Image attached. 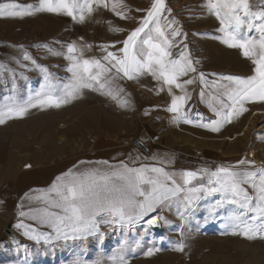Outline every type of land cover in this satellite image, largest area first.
Listing matches in <instances>:
<instances>
[{
	"label": "rangeland",
	"instance_id": "rangeland-1",
	"mask_svg": "<svg viewBox=\"0 0 264 264\" xmlns=\"http://www.w3.org/2000/svg\"><path fill=\"white\" fill-rule=\"evenodd\" d=\"M206 3L207 0H166L171 10L168 18L178 21L181 32L187 36L182 44L171 49L172 57H178L186 45L192 59L199 61L196 65L198 71L205 73L210 82L221 75L250 77L254 74V66L243 56L242 50L229 48L214 39L222 33L218 19L208 12ZM249 4L252 10H257V6H264V0H249ZM252 34L242 29L240 35ZM34 40L31 37L28 43H34ZM14 46L4 55V65L13 72L0 74V106L10 97L17 103H24L30 95H35L44 83L41 68L47 69L54 83H67L71 78V73L67 71L70 62L65 58L68 45L35 43ZM77 47L83 50L84 58H95L88 47ZM53 52L59 54L54 55ZM25 53L36 61L35 65L23 59ZM139 77L148 79L150 89L136 88L115 73H107L103 78L109 82V87L123 90L120 96L128 101L126 108H136L132 117L115 113L119 106L117 100L100 91L84 89L76 99L60 107L31 108L21 118H7L0 123V264H70L76 255L85 260L100 257L104 264H111L108 258L125 245V241L129 264H264V239L250 240L231 234L234 230L239 231L234 229L232 216L240 215L242 220H251L253 213L245 215L244 209L230 203L217 206L216 202L222 199L220 193L208 195L201 192L200 199L192 207L179 210L180 217L165 225L160 233L150 232L140 224L131 228L113 225L101 227L104 234L102 241L89 237L86 241L53 240L46 243L41 240L38 243L28 239L23 234V228L15 226L23 223L38 232L51 231L19 216V211H28L30 207L24 200L25 194L47 190L58 176L80 166L83 153L86 154L87 149L92 150L94 146L91 142L88 148L89 141L103 142L107 161L115 164L127 160V154L118 148L128 147L122 138L135 142V136L147 141L148 155L167 150L185 161L204 151L211 152L214 147L221 148L222 151L218 152L224 157L235 160L239 159L238 154L248 149L246 155L254 160L252 155L257 156L264 147V102L245 103L247 111L218 132L193 129L182 121L170 124L168 117L174 114L166 110L172 99L169 98L167 85L148 73ZM187 78L182 77L181 82ZM217 83L219 89L212 88L211 83L203 89V101L199 95L202 85L198 79L187 86L191 99L183 111L189 120L197 111L202 114L201 123L217 118L208 108L206 100L209 94H216L229 82L217 80ZM130 89L136 94V99L129 93ZM175 91V95L182 94ZM193 95L196 97L192 98ZM138 105L142 114L137 110ZM146 109L148 112H145ZM152 110L154 114L149 116ZM92 157L95 156L91 153ZM207 169L214 171L215 164L211 163ZM206 185L205 176L200 187ZM248 190L251 194L252 189ZM21 202L23 208L20 207ZM214 207L215 211H210ZM180 213L185 218L182 219ZM19 218L22 220L19 221ZM180 243L185 246L183 252L175 250ZM150 248L160 250L146 255Z\"/></svg>",
	"mask_w": 264,
	"mask_h": 264
},
{
	"label": "snow or ice",
	"instance_id": "snow-or-ice-1",
	"mask_svg": "<svg viewBox=\"0 0 264 264\" xmlns=\"http://www.w3.org/2000/svg\"><path fill=\"white\" fill-rule=\"evenodd\" d=\"M94 6L109 9L121 19H127L131 11L124 0H39L36 8L22 7L15 3L0 4V16L23 17L47 11L62 13L82 22L86 14L94 11ZM205 7L220 24L222 35L214 39L229 48L242 50L243 56L254 66V74L247 78L231 75L217 77L219 81L229 82L222 86L221 91L209 94L206 100L208 108L217 118L198 126L218 132L225 124L247 111L245 103L264 102V6L252 10L249 0H207ZM136 11L144 12V16L117 51L109 50L116 48L115 44L101 45L104 52L102 58H84L83 50L78 49L76 44L68 45L65 58L70 62L67 71L71 73V78L67 83H54L47 69L41 68L44 83L40 90L30 95L24 103H17L13 97L8 98V102L0 106V123L7 118H21L31 108L60 107L76 99L84 89L100 91L117 100L121 107H126L128 101L120 96L123 90H114L103 79L107 73L114 72L129 80L145 73L151 74L157 81L168 86L172 99L166 110L174 114L173 120L192 124L193 121L183 111L191 99L187 86L193 85L198 79L202 85L199 93L202 101L205 100L204 88L210 83L214 89L220 86L217 80L210 82L205 73L198 71L196 65L199 61L192 59L186 45L178 57H172L171 49L182 44L187 36L181 32L178 21L168 18L171 10L166 0H153L148 9ZM242 29L254 34L241 36ZM112 30L121 31L119 28ZM85 47L90 48L91 45ZM49 52L52 49L49 48ZM23 59L36 64L27 53ZM4 72L13 70L0 64V74ZM182 77L189 78L181 82ZM174 89H179L182 94L174 95ZM152 160L159 165L171 162L157 156H153ZM138 163L139 166H135ZM175 175L162 166L140 162V157L130 156L128 162L118 164L109 161H81L80 166L58 176L47 190L25 194L24 200L30 207L28 211H19V216L46 226L50 232H38L23 223L15 226L23 228V234L38 243L41 240L46 243L53 240L86 241L89 237L102 241V226L131 228L140 223L156 225L158 219H163L156 210L165 201L183 193L180 203L184 209H188L200 199L199 194L203 192L208 195L220 193L222 199L216 202L217 206L230 203L244 209L245 215L253 213L251 220H242L240 215L230 218L235 222L234 229L239 230L232 231V235H242L250 240L264 239V167L257 168L254 160L244 157L233 165H222L214 171L200 168L195 172H183L180 174L182 183H177ZM205 176L206 186L188 187L197 177ZM249 188L252 189L251 194ZM20 207H24L23 202ZM210 211H215V207ZM180 215L182 219L185 218L183 213ZM126 244L125 241V245L108 258L111 264H129L125 255ZM184 247L180 243L175 250L183 252ZM159 250L150 248L146 255L150 256ZM70 264H104V261L100 257L85 260L81 255H76Z\"/></svg>",
	"mask_w": 264,
	"mask_h": 264
},
{
	"label": "crops",
	"instance_id": "crops-1",
	"mask_svg": "<svg viewBox=\"0 0 264 264\" xmlns=\"http://www.w3.org/2000/svg\"><path fill=\"white\" fill-rule=\"evenodd\" d=\"M153 0H124V3L128 6L131 11L128 12L127 19H121L116 16L111 10L105 9L102 7L94 6V11L91 14H86L85 19L80 22L78 20H73L71 17L64 15L62 13H49L47 11L35 12L32 15H25L23 17H8V16H0V64L4 65L5 61V52L14 49V45H34L38 43L39 45H91L89 48L92 52L91 55L97 59L102 58L104 52L101 50V45H111L115 44L116 48H110V51H117L122 46V41L126 39V37L130 34L132 30H134L141 19L144 16V12H137L136 9H148ZM15 3L22 7L32 6L36 8L39 6V0H0V4H10ZM113 28H119L121 31H113ZM31 37L35 40L34 43L30 42ZM14 47V48H13ZM114 73V72H113ZM111 73V74H113ZM144 75V74H142ZM124 81L129 83L130 85L136 88L142 89H150L149 81L146 77H136L134 79H127L125 77ZM127 83H125L127 85ZM147 83V84H145ZM160 88V87H158ZM165 89V86H163ZM175 92L179 89H174ZM131 93L132 97L135 99L137 96L131 89L128 90ZM175 95V93L173 92ZM131 97V96H126ZM196 97V95H193ZM169 98H172V95L169 94ZM115 113L119 114H127L130 117L135 114L136 108L130 107H120L116 109ZM137 110L140 114H142V109L138 105ZM148 112L146 109L145 112ZM152 111H149V116L154 114ZM170 114H172L170 112ZM201 112L197 111L193 114L190 120L193 121L190 124L191 128L201 130L202 127L198 125L201 123ZM149 116H147V120H149ZM170 124L175 123L173 117H168ZM123 119H121L122 121ZM135 140H138L143 144L144 147H148L147 141L141 139L140 137H134ZM92 145V150L87 149V153L82 156L81 161L95 162V161H107L105 156V148L103 142L100 140L89 141L87 146ZM135 144V143H134ZM121 152L126 153L127 160L129 161V157H140V162L146 163L154 166H162L169 173H175V179L177 183H182V179L180 174L187 171H197L200 168H208V165L213 163L215 164V169L219 166H230L235 164L238 160L247 157L246 151L241 152L237 156H240L239 159H228V157H224L223 154L218 152L221 150L219 147H214L213 151H204L198 155H193L186 161L184 159H179L178 155H174L172 152L163 150L159 152H153L152 155H148L142 148L135 145H130L128 147H118ZM148 149V148H147ZM213 149V148H212ZM222 151V150H221ZM93 154L95 157L90 158V154ZM225 155V154H224ZM153 156H157L163 160H170V163H165L164 165H159L157 162L152 160ZM251 160V159H250ZM117 162L119 160H116ZM121 162V161H119ZM116 163V162H114ZM130 166L131 163H130ZM135 166H139V163ZM84 167V166H82ZM202 182V177H197L192 181L191 185L188 187H200ZM19 184V183H18ZM183 198V193L179 196L175 197L172 200L165 201L164 204L160 205L157 208V212L163 218L159 219L161 223L160 230H152L149 227H145L147 230L153 233H160L164 230L165 225H168L173 220H177L179 210L184 209L183 205H179ZM151 215L155 216L156 213H152ZM167 222V223H165ZM140 225H144L140 223Z\"/></svg>",
	"mask_w": 264,
	"mask_h": 264
},
{
	"label": "bare ground",
	"instance_id": "bare-ground-1",
	"mask_svg": "<svg viewBox=\"0 0 264 264\" xmlns=\"http://www.w3.org/2000/svg\"><path fill=\"white\" fill-rule=\"evenodd\" d=\"M250 123H251V121H250ZM138 147H140V148H142L143 149V147H141L137 142L135 143ZM144 151V150H143ZM146 152V151H145ZM147 153V152H146ZM148 154V153H147ZM252 155V154H251ZM253 156V158H254V160H255V162L258 164V166H260V167H264V147L261 149V151H260V153L257 155V156H255V155H252Z\"/></svg>",
	"mask_w": 264,
	"mask_h": 264
},
{
	"label": "water",
	"instance_id": "water-1",
	"mask_svg": "<svg viewBox=\"0 0 264 264\" xmlns=\"http://www.w3.org/2000/svg\"><path fill=\"white\" fill-rule=\"evenodd\" d=\"M141 147H143V150L146 151L148 154H150L149 150L143 146L142 143H140L138 140L136 141ZM161 226V223L159 221V219L157 220L156 222V225H149V227L152 229V230H155L157 231L159 229V227ZM11 226L8 227V229H10ZM8 233H10V231H8Z\"/></svg>",
	"mask_w": 264,
	"mask_h": 264
},
{
	"label": "built area",
	"instance_id": "built-area-1",
	"mask_svg": "<svg viewBox=\"0 0 264 264\" xmlns=\"http://www.w3.org/2000/svg\"><path fill=\"white\" fill-rule=\"evenodd\" d=\"M122 141L125 143V145L129 146V145H131V143H136L137 140L135 142H132V141L128 140L127 138H122ZM21 220L22 219L19 218V221H21ZM144 225L147 226V227H149V225H147V224H144ZM160 229H161V226L159 227L158 230H160Z\"/></svg>",
	"mask_w": 264,
	"mask_h": 264
}]
</instances>
